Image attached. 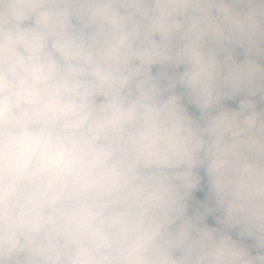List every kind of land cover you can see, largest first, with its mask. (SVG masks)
<instances>
[{
	"label": "clouds",
	"instance_id": "clouds-1",
	"mask_svg": "<svg viewBox=\"0 0 264 264\" xmlns=\"http://www.w3.org/2000/svg\"><path fill=\"white\" fill-rule=\"evenodd\" d=\"M0 264H264V0H0Z\"/></svg>",
	"mask_w": 264,
	"mask_h": 264
}]
</instances>
